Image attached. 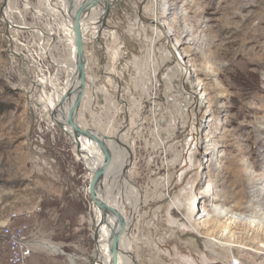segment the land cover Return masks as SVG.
I'll return each instance as SVG.
<instances>
[{"label": "rangeland", "instance_id": "rangeland-1", "mask_svg": "<svg viewBox=\"0 0 264 264\" xmlns=\"http://www.w3.org/2000/svg\"><path fill=\"white\" fill-rule=\"evenodd\" d=\"M62 1L10 0L5 15L30 28L18 30L0 0V264H9L1 230L23 211L33 212L37 248L94 263L93 174L40 105L52 89L39 78L60 88L66 78L55 64L70 53ZM112 4L111 31L98 42L86 34L78 124L131 152L133 264H229L232 254L264 264V0Z\"/></svg>", "mask_w": 264, "mask_h": 264}, {"label": "bare ground", "instance_id": "bare-ground-1", "mask_svg": "<svg viewBox=\"0 0 264 264\" xmlns=\"http://www.w3.org/2000/svg\"><path fill=\"white\" fill-rule=\"evenodd\" d=\"M9 1L10 0L5 1V6L2 11V18L5 17L6 19L5 21L9 22V24H7L9 25V29L12 28H16L18 30L30 29L24 25L21 26V25L13 24V22L10 21V17L8 16V13H6L5 15V11L9 6ZM116 1L118 2L119 0H115V2ZM85 2H87V0H64V2L62 1L63 8L59 10L61 11L62 16L65 17L64 18L65 27L67 28L68 35H70L69 36L70 38L66 39L67 44L70 47L69 57L58 63H55L57 70L60 73L63 72V74H66L65 76L66 78L62 84V87L60 88L59 83H55V81H50L49 78L47 79L46 75L45 77L41 75L44 77L42 79L39 78L41 84H42V80H45L43 81V85L47 84L52 89L50 97L47 98L46 102L41 101L40 105L45 107V109L49 113H51V119L54 122V124L60 127L62 131L65 132L67 135H69L70 139L73 140H74L73 137L74 131L73 128H71L68 125V120H71L72 104L74 103L76 98L74 92L75 90L78 89L80 85V72L78 71L77 68L78 57H77V48H76V41L74 35V16L76 14L77 9L81 7L82 4H84ZM115 2L114 0L113 1L101 0L99 4L96 6H94L92 2L90 3L87 2L88 9L82 20V28H83L85 40H86V34L88 32H90L92 35V41L98 42L102 38V35L109 33V31H111L110 28L107 26V19L109 16L105 17V12L107 8L111 10L113 6L112 3ZM86 17H89L88 21H86ZM159 26H160L159 21L156 20V28L158 30L160 28ZM39 34H41L42 36L46 35L43 31L40 32ZM50 35L53 36V34ZM9 39H11V45H13L15 39H13V37L10 38V36ZM13 54L16 57H19V59L24 61L22 55L17 53L15 49ZM86 64H87V56H86ZM92 132L99 135L100 137H103V135L94 131L93 129ZM111 140H112L111 142H113L116 148L114 159L112 160V163L110 164L106 175L103 177V179L100 181L99 184L100 189L106 190L107 197H103L101 193H99L98 196L102 198L104 201H106L112 208H114L118 212L119 218H121L122 222H124L125 225L124 232L120 239L121 252H120L119 264H133L136 261L134 260L135 259L134 250H133L134 246H132L131 232L133 228V221L136 218V213L138 210L139 203L132 204L131 200H128L130 199L129 192L130 193L137 192V190L132 185L131 181L127 178L128 172L130 171V170L128 171L129 169L128 167L131 164V152L129 151L128 146L127 148H125L126 146L123 147V144L119 145V143H122L120 138L115 137L112 138ZM74 144L77 148V144L75 140H74ZM76 154L77 157L85 165L87 171H89L92 174L95 172L96 169H98L104 164V161L106 159L105 152L102 151V149H100V147L97 146L94 142L88 140L87 138L80 139V150H78L77 148ZM119 191H122L123 194L124 193L127 194L129 198L125 197L127 199L124 200L121 195L122 193ZM118 192L120 194H118ZM171 204L174 207H176L173 201H171ZM93 205L94 206L92 207L95 213L94 237L96 236V240H95L96 246L94 250V256L92 258L94 261L93 264H112L114 257L111 253L110 237L113 226L118 223V218L112 214L104 215L102 211L94 203ZM128 211L131 212V217L127 220L125 216H126V212ZM216 212L227 216L230 213L228 209H222V208H216ZM231 218L239 219L240 217L239 215H231ZM40 246H42L46 250H50L51 252H55V253L62 252L60 249H58L59 247L57 248L56 246H53L49 243L48 244L42 243ZM71 263L74 264L73 259H71Z\"/></svg>", "mask_w": 264, "mask_h": 264}, {"label": "water", "instance_id": "water-1", "mask_svg": "<svg viewBox=\"0 0 264 264\" xmlns=\"http://www.w3.org/2000/svg\"><path fill=\"white\" fill-rule=\"evenodd\" d=\"M8 1V0H5ZM89 3L92 2L94 6L98 5L101 0H87ZM107 1V0H106ZM87 2L82 4L76 11L74 16V35L76 41L77 48V57H78V71L80 72V85L77 90H75L74 94L76 96L74 103L72 104L71 110V120H68V125L73 128L74 140L77 144L78 150H80V139L87 138L88 140L94 142L97 146L102 149V151L106 154V159L104 164L95 170L93 173V177L89 184V195L92 203H94L104 215L112 214L118 218V223L113 226L112 233L110 237L111 244V253L114 257L112 264H119L120 259V239L124 232V222H122L121 218H119L118 212L112 208L106 201L98 196L101 193L100 189V181L106 175L112 160L114 159L115 154V146L112 140L108 137H100L99 135L92 132L91 128H84L83 126H79L78 124V114L81 108L82 99L84 98L87 88H88V70L86 64V53H85V39L82 28V20L87 11ZM110 13V9H106L105 17H108ZM69 136V135H68ZM102 195V194H101ZM96 240V236H95Z\"/></svg>", "mask_w": 264, "mask_h": 264}, {"label": "built area", "instance_id": "built-area-1", "mask_svg": "<svg viewBox=\"0 0 264 264\" xmlns=\"http://www.w3.org/2000/svg\"><path fill=\"white\" fill-rule=\"evenodd\" d=\"M32 215V211L14 212L1 230V237L9 251V264H31L37 249L31 225ZM229 264L244 263L240 256L232 254Z\"/></svg>", "mask_w": 264, "mask_h": 264}, {"label": "crops", "instance_id": "crops-1", "mask_svg": "<svg viewBox=\"0 0 264 264\" xmlns=\"http://www.w3.org/2000/svg\"><path fill=\"white\" fill-rule=\"evenodd\" d=\"M41 250L42 249H39V248L36 249V252H35V254H34V256H33L32 260H31V264H38L36 262V259L34 261V257L37 256L36 254H38V253L39 254L43 253L44 257H48V258L44 259L45 264H54V263H57V261L60 262V264H65L64 262L57 260L58 257H56L53 252H52V254H50L49 252H46L47 250H42V251Z\"/></svg>", "mask_w": 264, "mask_h": 264}, {"label": "flooded vegetation", "instance_id": "flooded-vegetation-1", "mask_svg": "<svg viewBox=\"0 0 264 264\" xmlns=\"http://www.w3.org/2000/svg\"><path fill=\"white\" fill-rule=\"evenodd\" d=\"M88 2V1H87Z\"/></svg>", "mask_w": 264, "mask_h": 264}]
</instances>
